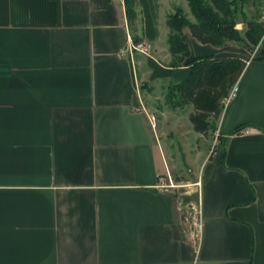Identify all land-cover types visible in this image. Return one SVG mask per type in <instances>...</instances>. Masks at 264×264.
Here are the masks:
<instances>
[{"label":"crops","instance_id":"1","mask_svg":"<svg viewBox=\"0 0 264 264\" xmlns=\"http://www.w3.org/2000/svg\"><path fill=\"white\" fill-rule=\"evenodd\" d=\"M134 1L150 56L119 55L130 27L117 2L0 0V264H264V35L248 52L184 28L190 53L170 67L167 17L187 3ZM204 56L246 67L195 181L161 192L139 85L168 89Z\"/></svg>","mask_w":264,"mask_h":264},{"label":"trees","instance_id":"2","mask_svg":"<svg viewBox=\"0 0 264 264\" xmlns=\"http://www.w3.org/2000/svg\"><path fill=\"white\" fill-rule=\"evenodd\" d=\"M185 1L194 21L190 22L182 9H176L166 21L169 28L167 39L168 52L171 55L170 67L182 66L190 53L181 38L184 28H188L191 36L203 45L223 47L228 42L236 44L242 42L236 29L234 8L236 0ZM134 4V0L124 1L130 34L134 43H138L141 40L135 35L137 30L134 26L136 19ZM256 28L257 37L251 45L252 49L264 35V24ZM187 66L188 76L181 83L169 85L168 97L181 108L191 106L192 111L188 115V121L192 131L205 137L209 132L214 131L216 121L222 113V104L227 100L229 92L236 87L246 65L240 58L204 56L197 57L187 63ZM241 128H236L233 134L238 133Z\"/></svg>","mask_w":264,"mask_h":264},{"label":"rangeland","instance_id":"3","mask_svg":"<svg viewBox=\"0 0 264 264\" xmlns=\"http://www.w3.org/2000/svg\"><path fill=\"white\" fill-rule=\"evenodd\" d=\"M234 8L236 9V29L239 31L242 42L239 44L228 42L225 45H232L250 52L251 45L257 37L256 27L264 24V0H236ZM176 9H182L187 19L190 18L188 10L179 6H176L169 15H172ZM139 86L144 97L145 90H149L152 96V98L145 97V102L150 114L155 118L156 126L153 130L158 135L165 155L167 172L162 176L169 175L172 181L181 186L193 183L199 169L200 157L204 153L214 152L213 149L217 144L216 137L212 132L205 137L193 133L188 121L190 109L185 106L184 108L176 106L175 102L168 97L169 89L163 86L161 91L160 86L157 85L155 92L152 93L147 85L141 83Z\"/></svg>","mask_w":264,"mask_h":264},{"label":"built area","instance_id":"4","mask_svg":"<svg viewBox=\"0 0 264 264\" xmlns=\"http://www.w3.org/2000/svg\"><path fill=\"white\" fill-rule=\"evenodd\" d=\"M112 2H117L119 5L124 7V0H110ZM128 40V46L121 51L119 54L121 57H125L128 55L130 58L133 56V54H141L144 56H150L151 52V46L148 43H145L144 41H139L138 43H134V40H132V35L128 34L127 36ZM236 88L234 87L230 92L227 99L233 97L235 94ZM155 119L153 116L150 117V123L153 128H155L156 125H154ZM180 187H187L178 185L176 182L172 181L171 178L168 176H159L158 177V185L157 189L161 192H169L173 189H178ZM188 215H187V221H190V223L193 226V230L197 233L199 231V223H198V216H199V209L198 206H189L188 207Z\"/></svg>","mask_w":264,"mask_h":264}]
</instances>
